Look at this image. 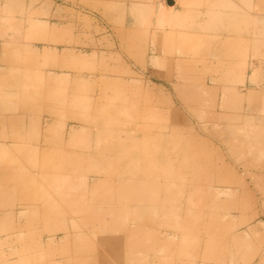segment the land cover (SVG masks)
<instances>
[{
    "label": "rangeland",
    "instance_id": "1",
    "mask_svg": "<svg viewBox=\"0 0 264 264\" xmlns=\"http://www.w3.org/2000/svg\"><path fill=\"white\" fill-rule=\"evenodd\" d=\"M0 264H264V0H0Z\"/></svg>",
    "mask_w": 264,
    "mask_h": 264
},
{
    "label": "bare ground",
    "instance_id": "2",
    "mask_svg": "<svg viewBox=\"0 0 264 264\" xmlns=\"http://www.w3.org/2000/svg\"><path fill=\"white\" fill-rule=\"evenodd\" d=\"M120 182V181H119ZM122 182V181H121ZM92 186L91 187H94L93 186V184H91ZM119 186H121V185H119ZM90 187V188H91ZM88 194V193H87ZM60 195V194H59ZM88 196V195H87ZM147 199V198H146ZM151 199V198H150ZM157 200V199H156ZM136 202V201H135ZM8 212V211H7ZM12 212V211H11ZM49 218V217H48ZM44 219V218H43ZM107 221V220H106ZM48 222V221H47ZM103 222H104V224H106L107 222H105V220L103 219ZM120 225H123V223L122 224H120ZM105 226V225H104ZM106 226L110 229V228H112V224L111 223H109V221H108V223L106 224ZM125 227V226H124ZM49 233V232H48ZM130 233V232H129ZM116 244H117V242H116ZM118 249V248H117ZM109 251V250H108ZM122 251V250H121ZM103 259H105V258H103ZM102 261V260H101Z\"/></svg>",
    "mask_w": 264,
    "mask_h": 264
},
{
    "label": "water",
    "instance_id": "3",
    "mask_svg": "<svg viewBox=\"0 0 264 264\" xmlns=\"http://www.w3.org/2000/svg\"><path fill=\"white\" fill-rule=\"evenodd\" d=\"M169 4L173 5L174 4V0H169Z\"/></svg>",
    "mask_w": 264,
    "mask_h": 264
}]
</instances>
